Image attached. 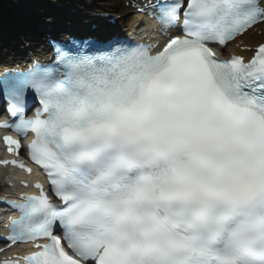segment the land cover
<instances>
[{
  "label": "snow or ice",
  "instance_id": "6c2138e0",
  "mask_svg": "<svg viewBox=\"0 0 264 264\" xmlns=\"http://www.w3.org/2000/svg\"><path fill=\"white\" fill-rule=\"evenodd\" d=\"M155 8L175 30L155 54L68 36L49 41L50 63L0 79L19 116L0 127L34 133L29 156L59 200L36 183L39 194L5 201L21 213L7 239L45 241L24 264H264V43L248 60L209 46L264 23V0ZM28 89L42 105L30 119Z\"/></svg>",
  "mask_w": 264,
  "mask_h": 264
},
{
  "label": "bare ground",
  "instance_id": "6f19581e",
  "mask_svg": "<svg viewBox=\"0 0 264 264\" xmlns=\"http://www.w3.org/2000/svg\"><path fill=\"white\" fill-rule=\"evenodd\" d=\"M75 7V6H74ZM64 12H65V10H64ZM76 28H77V26H75ZM264 28V27H263ZM259 39L260 38H257L255 35H252L251 33H249V34H247V35H245L243 38H242V41H243V43H244V45H252V44H256V43H258L259 42ZM229 48H231L232 50H237L238 51V49L235 47V45L234 44H231L230 46H229ZM249 56L251 55V53H247Z\"/></svg>",
  "mask_w": 264,
  "mask_h": 264
},
{
  "label": "rangeland",
  "instance_id": "374dc122",
  "mask_svg": "<svg viewBox=\"0 0 264 264\" xmlns=\"http://www.w3.org/2000/svg\"><path fill=\"white\" fill-rule=\"evenodd\" d=\"M108 2H111V0H108Z\"/></svg>",
  "mask_w": 264,
  "mask_h": 264
}]
</instances>
